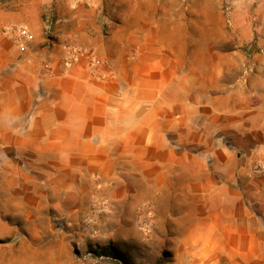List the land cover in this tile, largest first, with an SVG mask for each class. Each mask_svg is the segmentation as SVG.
<instances>
[{"label": "crops", "instance_id": "0c3cea01", "mask_svg": "<svg viewBox=\"0 0 264 264\" xmlns=\"http://www.w3.org/2000/svg\"><path fill=\"white\" fill-rule=\"evenodd\" d=\"M56 1L52 39L0 32V237L74 235L105 201L110 226L147 217L204 264H264L262 62L185 69L216 39L185 22L216 24L183 0Z\"/></svg>", "mask_w": 264, "mask_h": 264}, {"label": "rangeland", "instance_id": "374dc122", "mask_svg": "<svg viewBox=\"0 0 264 264\" xmlns=\"http://www.w3.org/2000/svg\"><path fill=\"white\" fill-rule=\"evenodd\" d=\"M56 3V0H0V32L6 26L29 30L30 25L38 23L43 26L44 36L52 39L59 22ZM183 4L185 20L193 14L190 9L196 8L198 16L213 19L216 24L214 30L197 31L191 21L185 22L189 29L182 31L184 34L216 38L212 46H185L186 53L195 56L198 53L201 57L185 62V69L191 65L207 69L209 63H214L219 75L226 71L235 81L248 71L245 69L249 62L261 61L264 65V0H183ZM206 55L212 58L207 61L203 58ZM105 207L94 212V218L83 221L74 235L70 234L72 226L65 222L41 218L38 238L21 231L17 237H0V264H123L92 252L108 244L124 254V264H157L159 260L164 264H204L199 257L193 258L191 249H170L171 240L154 231L156 224H151L148 218L139 217L130 223L113 222L110 226L103 219ZM0 229L9 230L3 225Z\"/></svg>", "mask_w": 264, "mask_h": 264}, {"label": "built area", "instance_id": "2783aa9c", "mask_svg": "<svg viewBox=\"0 0 264 264\" xmlns=\"http://www.w3.org/2000/svg\"><path fill=\"white\" fill-rule=\"evenodd\" d=\"M4 33L14 36L15 39L20 44H22L21 45V49L22 50H25V46H24L25 42L33 39L32 34H30L29 30H27L25 27L6 26L4 28ZM72 63H73L72 61H68L67 62L68 65H72ZM256 168H257V171L264 173V161L258 162L257 165H256ZM104 205H106V202L105 201H100L99 207L97 208V211L101 210L104 207Z\"/></svg>", "mask_w": 264, "mask_h": 264}, {"label": "trees", "instance_id": "16d2710c", "mask_svg": "<svg viewBox=\"0 0 264 264\" xmlns=\"http://www.w3.org/2000/svg\"><path fill=\"white\" fill-rule=\"evenodd\" d=\"M92 252H94V254H96L97 256H104L106 258L122 261L123 264L126 262V257L124 256V254L112 244L101 246L98 250H93ZM157 264L164 263L162 262V260H159Z\"/></svg>", "mask_w": 264, "mask_h": 264}]
</instances>
